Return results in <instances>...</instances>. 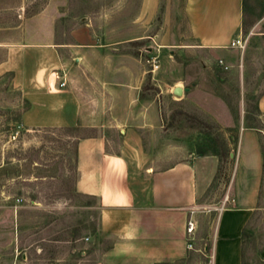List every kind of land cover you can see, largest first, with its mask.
I'll use <instances>...</instances> for the list:
<instances>
[{
    "label": "rangeland",
    "instance_id": "374dc122",
    "mask_svg": "<svg viewBox=\"0 0 264 264\" xmlns=\"http://www.w3.org/2000/svg\"><path fill=\"white\" fill-rule=\"evenodd\" d=\"M145 1L69 0L56 23L59 40L68 42L72 30L86 28L96 44L124 41L104 58L110 67L123 62L115 59L123 53L141 61V95L156 100L174 153H211L222 142L228 147L206 196L219 204L233 167L230 149L243 124L262 130L264 158L258 110L264 95V0H245V21L252 24L240 37L245 48L227 49V56L194 47L183 24L185 0H148L150 6ZM43 4L34 2L27 15ZM175 87L183 89L181 97L173 95ZM25 108L9 79L0 80V264H213L206 239L210 221L203 224L202 239L196 232L192 250L184 247L175 260L161 259L171 247L153 238L159 232L130 239L102 229L98 201L74 189L75 141L85 134L25 128ZM261 177L258 202L242 234L240 264H264V162Z\"/></svg>",
    "mask_w": 264,
    "mask_h": 264
},
{
    "label": "crops",
    "instance_id": "0c3cea01",
    "mask_svg": "<svg viewBox=\"0 0 264 264\" xmlns=\"http://www.w3.org/2000/svg\"><path fill=\"white\" fill-rule=\"evenodd\" d=\"M37 1L42 8L27 15ZM68 1L0 0V80L8 78L26 104L22 126L85 134L75 141L74 189L98 201L102 229L130 239L159 232L153 238L171 247L161 259L175 260L187 248L186 222L195 223L193 247L195 233L200 239L210 221L213 264H240L242 234L260 192L262 130L241 126L230 149L235 154L227 195L208 203L222 158L201 150L174 153L156 100L141 95V61L123 53L115 56L123 62L110 67L104 58L124 41L96 44L86 28L72 30L68 42L59 40L56 23ZM182 18L195 48L224 56L252 26L245 21V0H185ZM258 102L264 124V95Z\"/></svg>",
    "mask_w": 264,
    "mask_h": 264
},
{
    "label": "built area",
    "instance_id": "2783aa9c",
    "mask_svg": "<svg viewBox=\"0 0 264 264\" xmlns=\"http://www.w3.org/2000/svg\"><path fill=\"white\" fill-rule=\"evenodd\" d=\"M264 35V34H263ZM231 48H237V49H244L245 48V41L242 38H238L236 40H234L233 42H231L230 44ZM153 69H156V66H153ZM154 70H152L153 72ZM60 87L64 86V82H61ZM194 229H195V223L192 220H188L186 222V235L188 237V243H187V248L188 249H192V241H191V237L194 233Z\"/></svg>",
    "mask_w": 264,
    "mask_h": 264
},
{
    "label": "trees",
    "instance_id": "16d2710c",
    "mask_svg": "<svg viewBox=\"0 0 264 264\" xmlns=\"http://www.w3.org/2000/svg\"><path fill=\"white\" fill-rule=\"evenodd\" d=\"M246 32H247V31L244 30L243 33H246ZM65 130H68V129H65ZM222 143H223V142H222ZM222 143H220L218 149L216 148V150L214 149L213 151H211V153H207V154L218 155V156H220V157L222 158V160H223L224 156H226V149H225V144H222ZM201 153H202V154H206L205 152H202V151H201Z\"/></svg>",
    "mask_w": 264,
    "mask_h": 264
},
{
    "label": "water",
    "instance_id": "95a60500",
    "mask_svg": "<svg viewBox=\"0 0 264 264\" xmlns=\"http://www.w3.org/2000/svg\"><path fill=\"white\" fill-rule=\"evenodd\" d=\"M172 92L174 96L181 97L183 93V89L181 87H175Z\"/></svg>",
    "mask_w": 264,
    "mask_h": 264
}]
</instances>
